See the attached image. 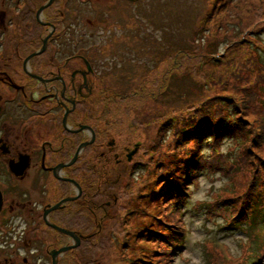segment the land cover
Instances as JSON below:
<instances>
[{
	"label": "rangeland",
	"instance_id": "obj_1",
	"mask_svg": "<svg viewBox=\"0 0 264 264\" xmlns=\"http://www.w3.org/2000/svg\"><path fill=\"white\" fill-rule=\"evenodd\" d=\"M133 5L132 2L122 3L113 18L114 21L119 20V24L111 30L107 31L103 18H99L100 21H96L93 28L84 27L77 34V38L84 36L86 41L83 46L77 44L75 49L78 52L81 47L88 51L90 42L105 45L92 53L99 54L106 60L105 81L109 92L121 95L114 102L117 95L109 93L107 105L104 108L102 103L98 105L99 115H103L107 107L109 120L113 124L111 138L116 139L118 152H125V148L120 145L122 141L123 145L130 146V150L123 154V161H113L106 180L100 182V177L97 179L100 182L98 186H102L104 191L102 196L100 192L95 194L98 187L94 182V198H97L98 204L107 202L108 216L104 221L102 218L98 222L103 223V227H98V231L94 232L96 234L91 239L90 250L85 254L84 249L81 251L80 256L84 261L78 256L77 264H141L129 260L133 257L144 258L146 263L155 264L153 257L157 253L154 251L163 249L161 240L155 235H165L160 225L154 221L155 218L169 221L171 218L180 217V212L173 215L169 208L170 205H175L171 200L168 202L169 194L172 195L174 191L167 186L166 179L179 177L182 170L177 172V176L172 173L176 171V167L185 166V159L191 155L190 150H196L195 140L191 138L185 141L183 138V131L187 132L188 127L181 126L187 121L182 118L187 119L189 111L192 108H201L200 105L206 100L233 94L222 91L224 88L219 86L214 87L215 80L210 81L212 88L202 90L204 78L217 73L219 67L199 65L203 58L199 57L197 44L210 47L213 38H223L228 30L225 42L240 41L241 35L236 38L235 34L241 33L246 26L259 19L256 6L264 7V0H141L139 5ZM258 38L264 42V33ZM222 43L218 45L219 52L221 48L223 51L227 49L228 45ZM180 49L188 52L180 53ZM248 50L258 53L264 63L263 52L256 49L257 52L251 44ZM228 53L233 54L230 50ZM259 74L264 75V71ZM251 79L256 82L254 75ZM262 85L260 91L264 93V82ZM231 97L239 100L238 95ZM212 103L213 111L219 106L226 108L222 102ZM253 106L258 109L255 104ZM169 121H172L176 132L166 126ZM249 121L254 129L250 135L258 134L260 119L252 114ZM178 130L183 137L177 135ZM169 132L172 133L171 137ZM239 136H243L238 141L240 145L235 139H226L234 147L226 156L225 169L216 173L227 178L229 185L218 193L215 190L210 191L213 201L216 197L230 196L245 189V184L255 168L258 156L254 154L257 151L260 153V148L258 144L251 143L252 139L245 129ZM137 142L140 145L135 149ZM204 149L209 148L205 146ZM133 150L136 153L134 151L135 155L128 161L127 156ZM261 150L264 151V147ZM260 155L264 157V154ZM201 170L202 168L196 170L198 179L189 186L188 192L192 194L200 190V177H206L209 182L215 177L216 173ZM121 172L124 174L119 182L117 176ZM138 172L142 174L139 183L136 180ZM126 183L130 184L128 188L123 186ZM168 188H171L169 194ZM187 204L189 205L183 209L187 229L186 248L179 252L198 251L206 264H229L223 256L220 243L236 235L246 234L224 232L219 229L221 219L208 220L206 208L210 203L193 205L190 198ZM196 220H203V226L196 231L206 239L203 244L193 245L190 233L194 230L193 224ZM208 225L213 227L210 229ZM249 241L242 264H250L252 258L264 253L259 241ZM180 256L178 254L175 260ZM175 260L172 264H175ZM185 264L188 262L185 261ZM259 264H264V259Z\"/></svg>",
	"mask_w": 264,
	"mask_h": 264
},
{
	"label": "flooded vegetation",
	"instance_id": "obj_2",
	"mask_svg": "<svg viewBox=\"0 0 264 264\" xmlns=\"http://www.w3.org/2000/svg\"><path fill=\"white\" fill-rule=\"evenodd\" d=\"M140 1L0 0V264H77L103 227L108 204L94 182L102 196L98 184L130 146L118 152L107 107L94 113L108 89L106 60L92 52L105 45L78 52L77 34L99 18L111 30L122 3Z\"/></svg>",
	"mask_w": 264,
	"mask_h": 264
},
{
	"label": "trees",
	"instance_id": "obj_3",
	"mask_svg": "<svg viewBox=\"0 0 264 264\" xmlns=\"http://www.w3.org/2000/svg\"><path fill=\"white\" fill-rule=\"evenodd\" d=\"M256 7L258 8L257 15L259 19L250 26H246L241 33L235 34L236 38L241 35L240 41L225 42V36L228 34V30L223 38H213L215 42L212 41L210 47L203 46L202 43L197 44L196 49L199 51V57L203 58L199 65L202 67L208 65L219 67L217 73H212L208 78H204L205 82L202 84V90L205 89L206 91L208 87L212 88L210 81L215 80L214 87L219 86L221 89L224 88L222 91L232 92L233 94H227L226 96L219 95L213 99L206 100L200 105L201 108H192L189 111L187 119L182 118V120L187 121L181 124V126L188 127V131H183V137V134L178 130L177 135L183 137L185 141L191 138L195 140L196 150H190L191 155L185 159V166L183 168L176 167V171L172 173L176 175L178 171L182 170L183 172L179 177L166 179L167 186H170L174 191V193L170 195L169 192L171 188H168L167 193L170 196L168 200H170L172 196H174V199H181L185 193L184 191L188 190L189 186L198 179L196 170L202 168L201 171L207 170L209 173H216L225 169L226 156L217 154L221 143L226 139H231L232 141L235 139L240 145L238 141L244 136H239L240 132L245 129L249 136L250 133L252 134L254 131L251 121H249L250 115L254 114L255 118L257 117L252 103H255L256 107L261 109V100L264 98V93L260 91L263 86L264 75L259 74L264 71V63L258 53L248 50L251 44L255 47V50L257 49L264 53V42L258 38L260 34L264 33V7H260V5ZM222 42L228 46L226 51L219 52L218 45ZM82 50H84V48H82L80 52ZM229 50L231 53L233 52V54H229ZM179 52L186 53L188 50L180 49ZM253 75L254 78H256V82H253L251 79ZM207 82L208 84H206ZM109 93L108 90V94ZM110 94L117 95L114 98V102L117 101L119 95H121L120 93L117 94V92H111ZM236 95H238L239 100L231 97ZM100 97L101 93L99 92V99L96 107L102 103ZM213 101L222 102L226 108L219 106L215 111L209 109L207 105L213 107ZM99 112L100 107L98 106L94 110V113L99 114ZM231 118L233 119L231 120ZM172 121H169L166 126L176 132L177 129L175 130ZM259 124L261 127V123ZM112 125L113 124L109 120V129L110 132L113 133L111 128ZM248 125L250 127H248ZM260 133L261 132L258 134L254 133L252 136H249L252 139V144H257L261 141ZM254 136H256L255 139L252 138ZM207 138H212L211 142H208ZM205 146L211 150L212 155H207L205 157L201 155ZM260 154L263 155L264 153L262 151L260 153L257 151L254 154L258 157L255 162V168L245 184V189L241 192L238 191L235 194H231L230 196L221 198L216 197L213 203H210L208 208H206L208 220L214 221L216 218H219L223 221V223L219 225V229L223 228L227 231V229L245 226L247 225L245 223L246 221H255L258 217H261L262 214L264 219V157ZM202 162L203 165H201ZM119 179V182H121L122 179ZM123 186L128 188L130 184L126 183V185ZM183 204L184 202L181 203V205ZM177 209H179V206ZM154 221L160 225V229L162 228L165 235H161L160 233H156L155 235V237L161 240L160 245L163 246V252L154 251L157 255L153 257V261L155 264H170L171 256L173 257L175 255L179 243H183V240L179 239L184 237L185 227L182 226L181 220L176 219L166 222L161 218H155ZM155 230L158 231L159 229ZM135 258L136 257H133L129 260H135V262L141 264H148L144 258Z\"/></svg>",
	"mask_w": 264,
	"mask_h": 264
},
{
	"label": "clouds",
	"instance_id": "obj_4",
	"mask_svg": "<svg viewBox=\"0 0 264 264\" xmlns=\"http://www.w3.org/2000/svg\"><path fill=\"white\" fill-rule=\"evenodd\" d=\"M221 52L223 49L221 48ZM169 137H171L172 133L169 132ZM212 138H207L208 142H211ZM233 144L230 140H225L221 143V146L218 149L217 154L227 156L229 151L233 148ZM201 155H212L210 149H203ZM141 173H137L136 180L137 182H141ZM199 184V191H195L194 194L191 196V201L193 205L196 203H213L212 197L209 195L210 191L215 190V192H220L222 189L229 185V180L227 178H223L221 173H216L212 182L206 177H200L198 180ZM219 223H223V221H219ZM203 226V220H196L193 224V231L190 233L191 236V243L193 245L196 244H203L206 237L203 234L198 233L196 230L200 229ZM211 229L213 226L208 225ZM250 245V241L246 236L243 235H236L234 238L229 239L228 241H222L220 243V249L223 253L224 258L229 261V264H242L244 253L247 247ZM37 252L36 249H32L31 254L35 255ZM20 255L24 256L26 253L21 250ZM185 261L188 264H206L203 256L199 254L197 251L196 253L185 251L181 254L179 258L175 260V264H185Z\"/></svg>",
	"mask_w": 264,
	"mask_h": 264
},
{
	"label": "water",
	"instance_id": "obj_5",
	"mask_svg": "<svg viewBox=\"0 0 264 264\" xmlns=\"http://www.w3.org/2000/svg\"><path fill=\"white\" fill-rule=\"evenodd\" d=\"M41 52H42V50H41V51H38V52H36V53H34L33 55H35V54H39V53H41ZM57 207H59V206L57 205V206H55L54 208H57ZM0 208H1V192H0ZM54 208H53V209H54ZM54 228L60 230L61 232H64V233H67V234H70V235H74V233H72V232H68V231H66V230H64V229H61V228L57 227V226H54ZM79 243H80V240L77 238V239H76V245L78 246ZM68 249H69V248H63V249H61L60 252L67 251ZM53 256L56 257V254H53ZM54 264H56V261H55Z\"/></svg>",
	"mask_w": 264,
	"mask_h": 264
},
{
	"label": "bare ground",
	"instance_id": "obj_6",
	"mask_svg": "<svg viewBox=\"0 0 264 264\" xmlns=\"http://www.w3.org/2000/svg\"><path fill=\"white\" fill-rule=\"evenodd\" d=\"M207 107H208L209 109L213 110V107H211L210 105H207Z\"/></svg>",
	"mask_w": 264,
	"mask_h": 264
}]
</instances>
